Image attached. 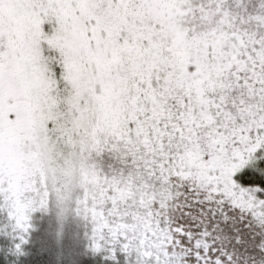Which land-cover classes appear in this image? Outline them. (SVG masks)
<instances>
[{
	"label": "snow or ice",
	"instance_id": "1",
	"mask_svg": "<svg viewBox=\"0 0 264 264\" xmlns=\"http://www.w3.org/2000/svg\"><path fill=\"white\" fill-rule=\"evenodd\" d=\"M52 199L104 264H264V0H0L7 264Z\"/></svg>",
	"mask_w": 264,
	"mask_h": 264
},
{
	"label": "trees",
	"instance_id": "2",
	"mask_svg": "<svg viewBox=\"0 0 264 264\" xmlns=\"http://www.w3.org/2000/svg\"><path fill=\"white\" fill-rule=\"evenodd\" d=\"M256 3L257 0H252L253 5ZM52 220L60 234H56ZM31 222L34 227L29 243L25 245V254L16 260V264H104L101 257L85 252L87 227L82 217L76 215L69 224L60 227L59 222L46 210L33 213ZM9 243L8 239L0 236V245L6 248ZM0 264H7L3 253H0Z\"/></svg>",
	"mask_w": 264,
	"mask_h": 264
},
{
	"label": "rangeland",
	"instance_id": "3",
	"mask_svg": "<svg viewBox=\"0 0 264 264\" xmlns=\"http://www.w3.org/2000/svg\"><path fill=\"white\" fill-rule=\"evenodd\" d=\"M47 210L54 217V219L57 220V222H59L60 227H62L64 225L66 226L67 224H69L73 220V218L76 216L75 212L72 210L62 212L61 208L58 206L55 199H52L50 201ZM51 223H52L53 228L56 231V234H60V232L58 230H56V224H54L53 220Z\"/></svg>",
	"mask_w": 264,
	"mask_h": 264
}]
</instances>
